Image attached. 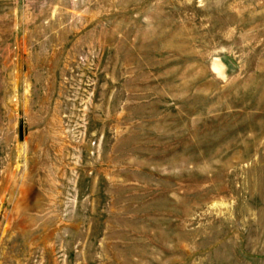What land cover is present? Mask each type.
Returning a JSON list of instances; mask_svg holds the SVG:
<instances>
[{
	"label": "rangeland",
	"instance_id": "1",
	"mask_svg": "<svg viewBox=\"0 0 264 264\" xmlns=\"http://www.w3.org/2000/svg\"><path fill=\"white\" fill-rule=\"evenodd\" d=\"M0 264H264V0H0Z\"/></svg>",
	"mask_w": 264,
	"mask_h": 264
}]
</instances>
